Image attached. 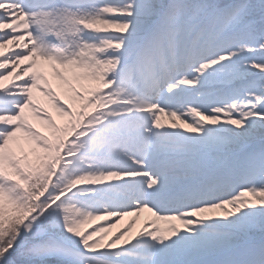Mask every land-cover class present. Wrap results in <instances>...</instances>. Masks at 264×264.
Listing matches in <instances>:
<instances>
[{
    "label": "snow or ice",
    "instance_id": "6c2138e0",
    "mask_svg": "<svg viewBox=\"0 0 264 264\" xmlns=\"http://www.w3.org/2000/svg\"><path fill=\"white\" fill-rule=\"evenodd\" d=\"M0 264H264V0H0Z\"/></svg>",
    "mask_w": 264,
    "mask_h": 264
},
{
    "label": "bare ground",
    "instance_id": "6f19581e",
    "mask_svg": "<svg viewBox=\"0 0 264 264\" xmlns=\"http://www.w3.org/2000/svg\"><path fill=\"white\" fill-rule=\"evenodd\" d=\"M135 219H137V218H135V217H128L127 220H129V221L131 222L132 220H135ZM147 219H149V215L146 214V213L143 214V215L137 220L138 223H139V226L143 225ZM119 226H120V225L117 226V229L119 228Z\"/></svg>",
    "mask_w": 264,
    "mask_h": 264
},
{
    "label": "rangeland",
    "instance_id": "374dc122",
    "mask_svg": "<svg viewBox=\"0 0 264 264\" xmlns=\"http://www.w3.org/2000/svg\"><path fill=\"white\" fill-rule=\"evenodd\" d=\"M127 225V224H126ZM125 225H123L122 227H124Z\"/></svg>",
    "mask_w": 264,
    "mask_h": 264
}]
</instances>
